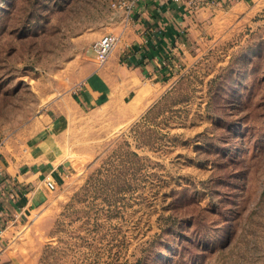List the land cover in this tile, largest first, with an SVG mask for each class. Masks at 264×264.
Listing matches in <instances>:
<instances>
[{"label": "rangeland", "instance_id": "rangeland-1", "mask_svg": "<svg viewBox=\"0 0 264 264\" xmlns=\"http://www.w3.org/2000/svg\"><path fill=\"white\" fill-rule=\"evenodd\" d=\"M115 1L0 0V141L76 93ZM226 20L134 118L72 107L30 264H264V0Z\"/></svg>", "mask_w": 264, "mask_h": 264}, {"label": "crops", "instance_id": "crops-1", "mask_svg": "<svg viewBox=\"0 0 264 264\" xmlns=\"http://www.w3.org/2000/svg\"><path fill=\"white\" fill-rule=\"evenodd\" d=\"M256 1L142 0L130 17L121 8L113 12L111 24L121 39L109 59L101 63L92 47L81 67L76 93L58 97L19 134L17 130L4 141L0 159L6 172V181L0 182V264H30L18 246L19 220L45 203L49 189L44 177L54 178L60 185L73 172L75 164L68 157L60 159L58 139L72 107L97 110L108 104L111 116L117 118L121 113L134 118L183 61L197 58L198 48L208 43L216 27L225 24L230 14L253 9ZM136 88L139 93L121 110L120 105Z\"/></svg>", "mask_w": 264, "mask_h": 264}, {"label": "built area", "instance_id": "built-area-1", "mask_svg": "<svg viewBox=\"0 0 264 264\" xmlns=\"http://www.w3.org/2000/svg\"><path fill=\"white\" fill-rule=\"evenodd\" d=\"M140 1L142 0H117L114 2V6L116 8L124 9L127 12V16L130 17L134 7ZM190 1L192 3H195L197 0H190ZM120 39L121 36L119 34L106 33L94 43L93 49L96 52L101 63H104L109 59L113 51L117 48ZM3 145H4V141H0V159L3 153ZM5 175H6L5 169L3 168L0 161V182L6 181ZM43 181L45 186L49 190H54L57 189L58 187V183L54 178H50L46 176L44 177Z\"/></svg>", "mask_w": 264, "mask_h": 264}]
</instances>
